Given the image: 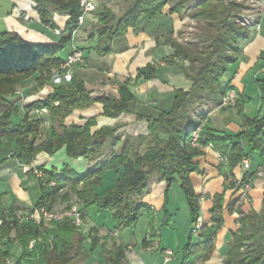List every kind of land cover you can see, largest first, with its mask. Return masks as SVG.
I'll use <instances>...</instances> for the list:
<instances>
[{
  "label": "trees",
  "instance_id": "obj_1",
  "mask_svg": "<svg viewBox=\"0 0 264 264\" xmlns=\"http://www.w3.org/2000/svg\"><path fill=\"white\" fill-rule=\"evenodd\" d=\"M40 15L41 22L55 28L53 15L55 12L67 14L68 20L57 43L33 44L21 35L12 31L0 32V142L13 141L21 155L27 156L29 162L42 151L51 155L62 147L66 148L69 157H86L97 159L104 153L107 142L116 139L117 126H102L93 130L97 124L96 117L89 118L82 125H67L66 118L77 109H85L96 101L103 103V116L118 117L129 112V103L134 99L130 89L131 78L120 85L118 95H102L93 98L86 88L84 80L78 75L67 78V82L58 86L45 99L35 100L24 107L23 115L19 114V106L14 97L15 91L23 87L26 80L36 78V90L42 89L53 80V69L59 68L65 57L61 52L73 39V30L77 26L81 14V0H33ZM133 0L130 7L117 14L111 7L99 4L96 8L98 22L93 32L97 40V50L107 53L111 41L127 30L136 27L141 18L153 19L161 15L166 5L170 4V14L177 13L181 17L202 19L209 30V40L204 44H185L173 37L167 40L174 47L170 59L182 58L189 62L183 67L185 76L192 81L188 90L175 91L172 104L157 116L138 115L139 120L148 123L149 134L126 138L123 150L113 152L105 161H99L85 173L79 174L65 166L61 172L46 169L41 178H37L43 193L32 208L46 206L53 209V197L60 190L68 188L63 197L69 200L73 192L77 200L68 203L81 207L83 218L94 221L100 213L109 210L118 227L131 228L137 226L144 213L149 214V238L144 240L148 245L157 237V223L153 209L142 199L148 190L152 178L157 177L170 184L180 180L190 208L192 224L200 216L201 196L195 193L190 175L199 171L195 158L203 154L202 148L212 146L223 161L219 172L224 176L226 188H241L248 179L254 183L258 169L247 170L240 186L229 182L234 177V169L240 165L244 157L250 159L251 152H259L264 161V76L257 80L260 91V109L258 114L250 118L245 113V106L250 97L236 90V112L242 119V130L236 134L217 129L208 123L199 134L200 146L190 144V134L207 117L204 107L219 106L222 97L234 88L223 85L221 79L228 66L237 60L241 51V43L249 39V28L238 21V16L245 9L244 3L236 0ZM193 2L197 5L192 7ZM81 49V48H80ZM264 59V54L261 55ZM85 58V54H84ZM170 61V60H169ZM68 70H62L66 74ZM155 66L150 64L138 70L136 79L146 80L155 76ZM47 109L50 126L45 125L43 116H31L35 109ZM210 111V110H209ZM145 150L138 151L137 144L147 141ZM251 160V159H250ZM260 165V166H261ZM108 170L117 173L118 178L112 188L104 193H97ZM53 183V184H51ZM217 203L210 210L213 213L212 224L204 225L201 240L190 239L184 247V259L200 250L208 257L214 249V239L224 223L222 214L223 195H217ZM27 209L20 207L6 208L4 193L0 192V264H7L13 258L8 244L18 241L23 248L22 255L14 259L16 264H77L85 261L88 250L86 237L69 219L45 223L36 221L20 222L16 218L18 211ZM167 216V214H166ZM239 228L233 233V240L224 258V264H264V206L260 212H240ZM13 234V236H12ZM33 247L29 248L30 242ZM95 247L96 239L92 242ZM105 259L110 264H120L125 257L126 247L119 244L114 249L108 247V241L102 245ZM182 264H189L183 262Z\"/></svg>",
  "mask_w": 264,
  "mask_h": 264
},
{
  "label": "crops",
  "instance_id": "obj_2",
  "mask_svg": "<svg viewBox=\"0 0 264 264\" xmlns=\"http://www.w3.org/2000/svg\"><path fill=\"white\" fill-rule=\"evenodd\" d=\"M91 1L95 2L97 7L99 4L110 7L112 2L111 0ZM132 2L133 0H125L126 7H124V10L130 7ZM169 11L170 4L166 5L161 15L153 19L141 18L138 20V26L130 27L124 35L111 41L107 53H101L97 50V40L92 35L98 22L96 13L93 12L86 16L85 23L74 41V44L81 48L85 54L84 62L74 64L69 73L62 74L42 89L37 90L35 94L28 97L26 103L29 104L35 100L47 98L55 88L66 83L67 78L72 75H78L84 80L86 88L92 93L93 98L102 95L117 96L120 85L127 78H131L132 81L129 86L134 99L129 103V112H124L115 118L103 116V103L96 101V103L85 109L75 110L66 118L65 123L67 125L72 123L82 125L87 119L96 117L97 124L93 127V130L106 125L110 127L117 126L116 139L106 143L101 157L97 159L72 158L67 155L66 148L62 147L53 155L45 151L40 152L29 164L34 163L46 169H56L58 172H61L65 166H69L75 172L82 174L95 166L98 160L105 161L113 152L120 153L128 136H147L149 134V131H147L148 123L145 120H139L138 115L157 116L161 111L170 108L176 90H188L192 87V81L185 76L183 71V67H187L189 62L179 57L170 59L175 49L167 40L172 33L173 37H176L182 23L181 20H185L187 16L181 17L177 13L170 14ZM258 16L261 23L260 29L249 28V39L241 43V51L237 60L228 66L227 72L221 79L223 85L229 83L235 90L250 97V101L245 106V113L250 118L258 114L261 106L260 91L256 82L264 76V59L261 57L264 54V2L261 4L260 15ZM67 20V14L55 12L53 15L55 28L61 31L65 30ZM55 28L46 26L41 22L36 3L33 0H0V32H16L33 44H55L61 36V34L55 33ZM72 45V42H70L67 45L68 50L65 51L64 49L61 56L65 57L71 51ZM149 63L155 66V76L148 80L144 78L137 80L138 70L146 67ZM35 79L33 77L26 80L22 91L26 94L29 93L37 85V82L32 84ZM254 98L257 100L256 107L251 108L250 102ZM16 103L20 109L19 114L23 115L24 107L27 104L18 103L17 100ZM209 106L211 108L210 113H212L209 121L213 127L229 134H236L242 130V119L235 108L230 107L224 110L213 104ZM36 115L35 112L31 113L33 117ZM40 116L44 117L45 125L49 127L50 121L47 113ZM147 142L148 140L139 142L137 150L143 151L147 146ZM18 149L13 141L0 142V192L4 193L6 208L18 206L29 209L38 202L43 190L37 177L26 169L29 165V158L21 155V151ZM202 150L203 154L195 158L199 171L192 172L190 179L195 193L200 195L201 198L203 197L200 200V215L203 217L205 226L212 224L213 213L210 210L217 203L216 196L220 194L224 196L222 207L224 223L216 234L214 249L208 257L198 250L190 255L187 260L184 259L183 249L190 239L191 227L188 225L186 228L183 226L179 229V227L171 225L177 222L176 218L181 208L183 209L184 203L188 209L187 212L191 222L190 208L187 198H185L186 194L181 187L180 180L170 184L168 192H166L167 182L157 177L151 179L148 190L142 199L155 213L158 234L156 239L148 245L144 242L149 238L148 213H144L148 222L146 234L142 240L135 238V231L129 232V228L118 227L111 217V212L107 210L102 212L101 215L109 216L113 222L111 225L108 221L105 223L99 220L98 217L96 221L85 218L82 228L78 229L86 237L87 249L92 246L91 242L95 239L97 241L95 247L102 246L107 241L108 247L111 249L123 244L126 247V252L120 264H182L185 261L189 264H224V258L233 240V233L240 226L238 221L240 212L249 213L252 210L260 212L263 209L264 171L263 175H259L255 179L249 191L250 200L247 201L238 196L240 193L235 188H226L225 178L219 172L220 153L208 146L202 148ZM249 154L252 164L251 170L255 171L260 167L262 157L259 152L253 151ZM235 168L234 177L239 179L245 170H243L241 164ZM108 173H112L113 183L102 189L101 194L112 188L118 178L115 171L108 170L106 174ZM68 190V188L60 190L54 195L53 209L65 208L67 203L63 200V197ZM160 212L164 215L162 219L158 215ZM162 230L165 231L164 235ZM168 230H173L172 233L175 231L176 234H170L171 232ZM20 245L18 241L13 240L8 244V249L11 252L12 247H14L15 250L20 251L21 256L23 248ZM28 246L29 248L33 247V245ZM174 248L177 249L174 250ZM168 251H172V255L167 258ZM12 257L14 259L19 258L15 255H12ZM80 264L110 263L105 259L102 248L101 253L95 259L88 257Z\"/></svg>",
  "mask_w": 264,
  "mask_h": 264
},
{
  "label": "built area",
  "instance_id": "obj_3",
  "mask_svg": "<svg viewBox=\"0 0 264 264\" xmlns=\"http://www.w3.org/2000/svg\"><path fill=\"white\" fill-rule=\"evenodd\" d=\"M80 5H81V14L78 16L77 19V26L76 28L73 30V39H72V49L71 51L66 55V58L64 60V62L61 64V66L59 68H56L53 71V79L55 78H59L62 74L61 71L62 70H68L67 73H69V70L71 69V67L74 64L77 63H83L85 58H84V52L82 51V49H80L76 44H74V41L78 35L79 30L82 28V26L85 23L86 20V16L90 13H93L96 11L97 8V4L91 0H81L80 1ZM246 15V16H245ZM242 17H245V21L243 24L248 25L249 28L253 27L256 30L260 29V21H259V16L257 15H251V14H245ZM260 15V14H258ZM56 34H61L62 31L60 29H54ZM235 96V91L234 90H230L222 99L223 103H227L229 101H231ZM210 107V106H209ZM209 107L206 106L204 107V110L207 114H209ZM34 112L37 115H42V114H46L47 113V109L46 108H42V109H35ZM205 124V119L202 120L199 124V126L197 128H194L191 131L190 134V144L194 147H198L200 146L199 144V134L200 131L202 129V127ZM213 148L212 146H208ZM263 165H264V161H263ZM251 167V160L248 157H244L243 161H242V168L244 171V173L249 170ZM27 170L31 171L32 174H34L35 177L37 178H41L43 175V171L41 170L39 165H36L34 163L29 164L26 167ZM263 171H264V166H260L258 168V175H263ZM244 174L239 178V179H234V180H229V182H233L236 184V186H240L241 181L243 179ZM251 179H248V181H246L243 185H241V188H239V193L242 198H244L245 200L249 201V191L251 190L252 186H253V182H251ZM53 184V183H51ZM203 199V197L201 198ZM200 199V200H201ZM16 218H18V220L22 223V222H28V221H36L37 223L43 222L46 224L53 222V221H62L65 219H69L70 221H72L76 227L78 229L82 228L83 224H84V218H83V212L81 210V207L77 204H72L71 207L69 208H63L60 210H49L46 206H41L39 208H29L25 211L21 210L18 211V213H16ZM203 218L200 215L198 217V219L192 224V229H191V233L193 236L197 237V240H201V233L203 231ZM34 241L30 242V245H33ZM172 251H168L167 252V258L170 257L172 254ZM7 260V264H16L15 260L13 258H8Z\"/></svg>",
  "mask_w": 264,
  "mask_h": 264
},
{
  "label": "rangeland",
  "instance_id": "obj_4",
  "mask_svg": "<svg viewBox=\"0 0 264 264\" xmlns=\"http://www.w3.org/2000/svg\"><path fill=\"white\" fill-rule=\"evenodd\" d=\"M111 1L112 2H111V6L110 7L112 8V10H114L117 14H121V12L125 9L124 7H126L125 4H124L125 0H111ZM171 1H172L171 3H175L176 2V0H171ZM236 1L239 2V3H244L246 5L245 9H243V13H241L238 16V21L241 22L242 24L245 21V19H244L245 17H242V16H244L245 14H251V15H254V16L255 15L258 16V14H260L261 4L264 2V0H236ZM196 5H197V3L193 2L192 7H195ZM181 22L182 23L180 24V28L178 29L179 32H177L178 34H176V38L179 41H181L182 43H185L187 45L188 44H194V43H200V42H202L204 44L205 41L209 40L210 34H213L215 32V31L209 30L208 26L206 25V22L204 20H202V19H190V17L188 18V16H187L185 18V20H183V21L181 20ZM243 25H245V24H243ZM246 26H247V28H249L248 25H246ZM68 48L69 47L65 48V51L68 50ZM54 70L55 69H53V71ZM35 82H37L36 79L33 80L32 84L35 83ZM35 87L27 94L24 91H22V87H19L15 91V94H14L15 96L14 97H10V99L13 100V98H14V100L16 99L18 103L19 102L20 103L23 102V103L27 104L26 102L28 101V97L33 95V94H35L37 92ZM233 90L235 91L234 98L231 101L227 102V103H223V101H222L221 105H219V107H221L224 110H226V109H228L230 107H233L236 110L235 104H236V100H237V95H236V90L235 89H233ZM223 97H222V99H223ZM250 103H251V105H250L251 108L256 107L257 100L254 98V99H252V101ZM209 110H211V108H209ZM211 114L212 113L209 112L207 117H205V123H208V119H209ZM222 161H223V158L221 157V162ZM241 166H242V163H241ZM111 178H112V173L106 174L103 177L101 184L96 186L95 191L97 193H100V191L102 189H105L108 185H111L113 183ZM230 179L234 180L235 177L231 176ZM231 183H233V182H231ZM76 200H77L76 195L73 192H71L68 202L67 201H65V202L68 204V203H72V202H74ZM62 203H64V202H62ZM57 210H60V209H57ZM187 211H188V209L186 207V204L184 203L183 209L181 208V210L178 213V216L176 218L177 222H175L174 224L172 223L171 226H173V227L176 226V227H179V229H180V228H183V226H184V228H186V227H188V225H190V227L192 229V222H190L189 214H188ZM101 214L102 213H100L98 215V219L99 220H101V221H103L105 223L108 221L109 225H111L113 223L109 216H105L104 214L103 215H101ZM158 215H159L160 219H162L163 216H164L162 212L158 213ZM147 222H148L147 216L144 215V217L140 220V223L138 224V226L134 227V229L129 228V232L135 231V233H136L135 238H137V239L140 238V239L143 240V238L145 237V234H146ZM203 222H204V220H203ZM46 225H49V224H46ZM203 225H205V222L203 223ZM203 229H204V226H203ZM168 231L171 232L170 234H173V235L176 234L175 231H174V233H172L173 230H168ZM164 232L165 231L162 230L163 235H164ZM190 235L192 237V241L193 242H197V237L192 235L191 230H190ZM88 249H89L88 250V253H89L88 257H91V258L95 259V257H97V255L99 256V254L101 253L102 246L101 245L99 247L96 246L93 249H92V246H90V247H88ZM176 249L177 248H174V250H176ZM11 252H12L11 254L15 255V257H19L20 256V251H17V249L15 250L14 247H12V251ZM88 257H87V259H88ZM77 264H80V263H77Z\"/></svg>",
  "mask_w": 264,
  "mask_h": 264
}]
</instances>
